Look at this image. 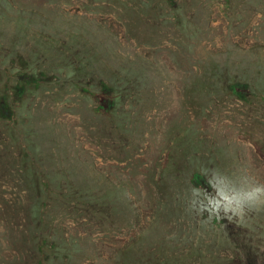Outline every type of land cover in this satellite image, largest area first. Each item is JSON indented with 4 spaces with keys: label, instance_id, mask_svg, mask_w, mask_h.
<instances>
[{
    "label": "rangeland",
    "instance_id": "obj_1",
    "mask_svg": "<svg viewBox=\"0 0 264 264\" xmlns=\"http://www.w3.org/2000/svg\"><path fill=\"white\" fill-rule=\"evenodd\" d=\"M0 104V264H264V0H0Z\"/></svg>",
    "mask_w": 264,
    "mask_h": 264
},
{
    "label": "trees",
    "instance_id": "obj_2",
    "mask_svg": "<svg viewBox=\"0 0 264 264\" xmlns=\"http://www.w3.org/2000/svg\"><path fill=\"white\" fill-rule=\"evenodd\" d=\"M1 104H3V103H1ZM0 104V114H5L6 113V111H9L8 110V107L7 108H5L3 105H1Z\"/></svg>",
    "mask_w": 264,
    "mask_h": 264
}]
</instances>
